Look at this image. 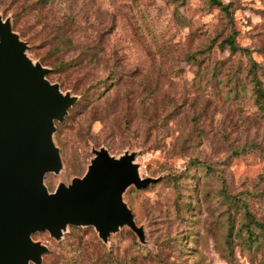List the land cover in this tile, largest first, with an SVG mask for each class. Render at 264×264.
<instances>
[{
    "label": "rangeland",
    "instance_id": "rangeland-1",
    "mask_svg": "<svg viewBox=\"0 0 264 264\" xmlns=\"http://www.w3.org/2000/svg\"><path fill=\"white\" fill-rule=\"evenodd\" d=\"M9 1L0 16L26 55L77 97L54 124L47 189L101 147L156 178L123 192L143 242L68 224L59 240L31 234L41 264H264V0H42L16 26L38 0Z\"/></svg>",
    "mask_w": 264,
    "mask_h": 264
},
{
    "label": "water",
    "instance_id": "water-1",
    "mask_svg": "<svg viewBox=\"0 0 264 264\" xmlns=\"http://www.w3.org/2000/svg\"><path fill=\"white\" fill-rule=\"evenodd\" d=\"M26 49L10 19L0 16V264H41L48 247L31 234L46 230L59 240L68 224L93 226L103 242L126 225L143 242V227L123 192L156 178L139 175L134 152L115 157L104 147L93 149L83 176L47 189L46 173L62 167L54 124L77 97L51 83L49 69L33 62Z\"/></svg>",
    "mask_w": 264,
    "mask_h": 264
},
{
    "label": "trees",
    "instance_id": "trees-1",
    "mask_svg": "<svg viewBox=\"0 0 264 264\" xmlns=\"http://www.w3.org/2000/svg\"><path fill=\"white\" fill-rule=\"evenodd\" d=\"M2 1V0H0ZM42 0H38L36 2H33L32 4H28V3H23L22 5L19 6V11H13L12 12V18H13V22H14V25H18L19 24V21H20V18H21V14L23 13L24 10H27L29 8H31L33 5H36L38 2H40ZM215 3H217L218 5H220L222 8H226L227 6L226 5H223L220 1H217V0H213ZM10 5L11 3H13L12 0L9 1ZM4 11L8 12V8H5ZM227 43L230 47H234V40L232 38H228L227 39ZM51 65V64H49ZM261 96V95H260ZM261 228L264 229V224L260 225ZM105 243V242H104ZM82 245L81 242H78V246Z\"/></svg>",
    "mask_w": 264,
    "mask_h": 264
}]
</instances>
